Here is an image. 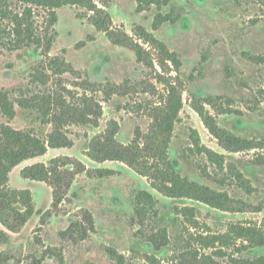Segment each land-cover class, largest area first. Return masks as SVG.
I'll use <instances>...</instances> for the list:
<instances>
[{"label":"rangeland","instance_id":"rangeland-1","mask_svg":"<svg viewBox=\"0 0 264 264\" xmlns=\"http://www.w3.org/2000/svg\"><path fill=\"white\" fill-rule=\"evenodd\" d=\"M94 1L109 12L115 33L125 32L134 42L143 27L177 54L178 65L168 63L165 70L158 64L147 66L134 50L115 43L82 18L84 10L73 5L56 9L50 55L57 61L50 63L40 51L11 50L0 43V94L33 103L29 108L15 102L13 119L0 110V125L9 123L48 137L58 122L70 140L68 146L49 148L11 172L10 187L31 190L35 213L19 232H10V243L0 244V253L9 257L5 264H201L207 255L213 258L209 264H235V259L249 254L248 249L241 253L238 242L230 240L219 254L217 247L199 241V235L226 233L235 223L260 221L264 211L221 212L193 200H173L127 163L95 160L87 145L113 127L115 139L125 145L136 139L144 142L149 134L154 140L165 139L161 117L153 108L167 95L164 81L177 80L183 107L165 142L175 170L232 198L254 205L264 202V163L257 160L264 156V1ZM87 78L90 82L84 83ZM84 91L101 100L98 126L95 116L83 124L51 121L46 115L48 102L43 97H59L80 108ZM208 95L222 96V108L231 107L220 114L207 106L220 126L257 148L238 152L223 148L193 108V96L203 101ZM160 112L163 115V109ZM195 139L226 154L223 165L193 150ZM150 152L148 147L144 154ZM63 157L68 164L62 168H71L62 173L63 182L70 187L63 188L66 196L54 209L52 182L27 179L22 169ZM146 161L151 165L153 159L148 156ZM176 204L196 208V228L182 218L171 225ZM1 229L6 230L0 221ZM258 253L264 254V249Z\"/></svg>","mask_w":264,"mask_h":264},{"label":"trees","instance_id":"trees-1","mask_svg":"<svg viewBox=\"0 0 264 264\" xmlns=\"http://www.w3.org/2000/svg\"><path fill=\"white\" fill-rule=\"evenodd\" d=\"M67 5L82 8L84 10L80 12L82 18H87L99 31L105 32L115 43L134 50L138 60L147 66L154 67L155 64H158L160 69L165 70L168 63H172L174 66L178 65L177 54L168 49L163 42L156 39L152 33L143 27H141L142 33L139 37L141 41L133 42L125 32L115 33L116 31L111 29L112 20L109 12L99 7L94 0H0V43L11 50L32 49L35 52L40 51L42 56L50 57V63L57 61L58 57L50 55L53 36L56 34L54 30L57 22L56 9ZM145 45L150 49H147ZM153 51L157 52V57H154L156 54H153ZM60 68L61 66L56 70L60 71ZM89 82L87 78L84 83ZM84 83L81 85L84 86ZM164 83L168 86L167 95L163 97L162 104L154 107L153 110L156 111V115L161 117L159 124L161 133L165 134L162 135L166 140L162 137L154 140L149 134L145 135L144 142L136 139L134 144L125 145L115 139L117 131L113 127L105 133L97 134L88 143L90 156L99 161L119 160L127 163L143 176L150 178L154 187L160 192L176 201L189 199L221 212L264 211V202L254 205L244 199L232 198L228 193L188 180L175 170L168 158L165 142L174 129V124L183 107L182 93L177 80H167ZM67 91L71 92L70 90ZM83 94L80 108H76L66 101L61 102L59 97L56 99L52 95H49L48 98L43 97L45 102H48L46 115L51 117V121L54 119L57 121L59 119L60 121L72 120L83 124L91 122L92 116H95V126H98L99 118L102 116L101 100L88 96L86 91ZM193 98L194 110L200 115L212 134L223 144L225 150L238 152L257 148L258 145L253 141L242 140L220 126L217 115L207 109L209 106L220 114L229 112L230 109L227 108L231 107L222 108L223 103L219 101L223 98L222 96L208 95L203 97V101H200L201 97L193 96ZM17 101L23 107L31 108L33 106V103L29 102L28 99ZM17 101L12 100L7 92L0 94V110L4 116L9 119L16 116L15 102ZM56 102L58 108L54 107ZM39 104L41 103H38V106ZM162 109L163 115L160 112ZM60 124L58 122L54 124L52 133L48 137H43L33 130L15 128L9 123L0 125V221L6 228V230H0V244L10 243V232H19L35 213L31 190L10 187L11 172L22 162L46 154L49 148L68 146L70 140L63 132ZM141 144L142 147H140ZM195 146L193 150H197L199 154L204 155L212 163L222 166L225 162L226 154L210 147L201 146L199 140L196 139ZM148 147H150L151 152L144 154ZM148 156L153 159L151 165H148L146 161ZM66 159L67 157L54 158L49 164L45 162L33 163L22 169V176L27 179L52 182L51 184L54 186V209L63 201L66 191L70 187V183H64L65 177H62V173H70L71 171V168L63 169L68 164ZM161 160L164 163L159 164ZM257 160L264 163V156L260 159L258 156ZM145 162L147 163L146 166H144ZM172 212L174 214V217L170 219L172 226H175L182 218L190 228L197 227L196 208L179 207L176 204L173 206ZM198 238H200L199 241L206 242L209 248L217 247L219 254L224 252L223 250L230 240H234L238 242L241 253L245 249H248L249 252V254L241 255L235 259V264H264V254L258 253L259 250L264 249V217L260 221L235 223L227 229L226 233L207 234V232H202ZM217 244L219 245L217 246ZM205 259L206 261L201 264L212 263L213 258L211 256L207 255ZM6 261H9V257L0 253V264H5Z\"/></svg>","mask_w":264,"mask_h":264}]
</instances>
